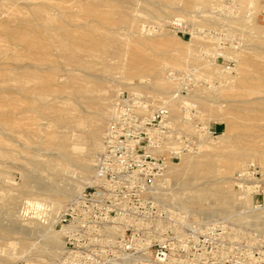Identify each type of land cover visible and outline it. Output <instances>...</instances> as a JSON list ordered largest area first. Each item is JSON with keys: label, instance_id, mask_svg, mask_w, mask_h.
<instances>
[{"label": "rangeland", "instance_id": "obj_1", "mask_svg": "<svg viewBox=\"0 0 264 264\" xmlns=\"http://www.w3.org/2000/svg\"><path fill=\"white\" fill-rule=\"evenodd\" d=\"M107 1L0 0V245L7 244L10 240L3 241L1 239L8 238L10 235L16 238L23 237L25 245L22 247V251H25V248L31 251L29 253H32L37 247V244L33 243L39 242L40 239L36 235L25 236L26 233L18 231L12 235L11 231H14V228L19 229L18 226L21 227L22 222L23 226L27 224L30 226L32 222L29 220H33L34 224L39 221L42 223H40L41 225H44L42 227L57 231L53 224L71 200L64 201L57 216L47 214L46 200V202L40 201V206L33 207L31 204L34 202L33 199H42V197L44 199L45 196H40V191H37L39 194L25 191L26 182L30 180L33 186L36 181L38 183L37 185L35 183L34 186L48 185L50 187V181L48 177L35 173L38 170L32 168L26 159L33 160L34 156L36 159L44 158L45 152H43L44 145L42 143L45 140H41L39 136L48 130H38V127H46V120L40 119L41 115L37 110L28 109L23 101L24 98L17 93L18 85L25 81L23 74L26 67L36 64L39 59L48 60L51 65H59L61 68L58 75L62 78L66 76L63 68L70 66L66 65L64 59L60 57L56 46L57 32L55 31L60 25L68 29H76L78 26L85 29L94 28L99 34H103L108 27H123L124 23L120 21V18L126 15L129 17L127 28L119 29L117 40L125 42L135 49L143 50L147 58L152 61L150 64L142 63L143 68L160 69L162 76L166 79L170 78L167 75L169 70L183 71L186 68L197 70L200 83L191 97L198 106V119L203 124H211L216 129L217 136L211 140H202L198 154H188L202 157V160L201 158L200 161L198 160L197 169L191 178L193 184L199 185L207 181L210 182L209 186L213 184L219 189L222 187L219 178L225 173V170L229 169L228 164L233 162H237V165L231 167L228 174L231 178L232 189L233 175L245 164L254 161L264 170V49L256 46L262 41L264 47V0H192V4L189 6H198L192 9L195 13L190 11L182 16L176 14L178 16L162 19L157 18V13L152 15L151 8L160 4L157 0H151L153 1L151 4L150 0H148L149 2L133 0V4L125 5L126 8L117 0H110L113 3ZM119 6H121L120 9ZM169 6H185V0H173ZM243 9L244 11H242ZM113 20L115 21L113 22ZM132 21L135 22V26L145 29L142 32H146L149 37L148 41L143 43L142 40L131 34ZM245 23L249 26L247 27ZM240 25H245L246 28ZM39 47L41 48L38 49ZM112 47L114 46H110L111 49ZM178 60H180L179 64H177ZM228 62L232 68L226 72L225 68ZM124 65L125 63L120 58L115 61L111 60V71L109 72L111 77H115V80L127 77L128 73L124 69ZM89 71L104 75L100 63L95 65V68H90ZM32 81L29 78V82L32 83ZM170 81L174 86L171 90H177L178 83L174 80ZM126 82H139L143 85L139 88L120 86L115 89L111 97L112 100L119 91L134 92L132 90L135 88V90H139L138 92H145L149 95L154 91L152 89L154 82L150 77L146 79L129 75V80ZM44 85L47 86V84ZM52 86H48L46 99L38 98L36 102H48L55 99L53 100L55 104L65 105L61 90L66 86V82H55ZM7 95H12L13 98H9ZM112 100L108 103L109 111L106 123L110 116ZM177 101L173 102L176 110L173 120L181 126L182 119ZM159 103H156L154 107L160 105ZM69 105H75V102L70 100ZM105 127L106 124L102 129L101 146ZM101 149L95 152V160ZM180 160H176L174 163H179ZM73 176H69V178L74 180L75 176ZM181 176L183 177V170L180 169L170 173L169 189L172 192H177L179 185L175 186V184L170 188V184L176 183L177 178L175 177ZM70 179H67L66 183L71 182ZM215 187L210 186L213 189ZM162 192L164 193V191ZM206 197L202 196V206L198 205L200 201L192 205L186 203L188 201L184 197L180 198L182 200L177 197L170 198L171 200L175 199L174 203H177L179 199V204L175 203L179 206L182 201H186L184 205L181 204V207L197 213L200 208L209 209L205 202ZM209 199L211 200L212 197ZM43 212L46 215H43ZM5 224H8L7 227ZM40 224L37 225L40 226ZM50 229L47 230V233H50ZM56 238L62 243L59 233ZM60 248L61 246L58 252H60ZM21 249L16 252H20ZM22 251L18 254L15 252L16 257L10 259L0 256V260L7 259L4 261L6 264H47L55 258H50L47 254L36 252V250L35 254L30 255L29 253L22 254ZM19 254H22L23 257L21 255L20 257Z\"/></svg>", "mask_w": 264, "mask_h": 264}, {"label": "built area", "instance_id": "obj_2", "mask_svg": "<svg viewBox=\"0 0 264 264\" xmlns=\"http://www.w3.org/2000/svg\"><path fill=\"white\" fill-rule=\"evenodd\" d=\"M167 75L178 83L172 96L182 125L165 103L154 107L145 92L114 96L92 183L53 224L62 246L49 264H264V230L233 216L203 219L158 195L169 188V165L217 136L198 119L191 97L200 83L197 70ZM232 180L240 215L264 209V170L258 163L245 164Z\"/></svg>", "mask_w": 264, "mask_h": 264}, {"label": "bare ground", "instance_id": "obj_3", "mask_svg": "<svg viewBox=\"0 0 264 264\" xmlns=\"http://www.w3.org/2000/svg\"><path fill=\"white\" fill-rule=\"evenodd\" d=\"M109 1L110 0H108L107 2ZM117 1H119L125 7V5L131 4L133 0ZM157 1L160 2V4L156 2V4H159V6L155 5V7H152L151 9L153 13L152 11L151 13L152 15L154 13H157L156 16L158 15L157 18L160 19L170 18L176 14H180L182 16L190 11L194 12L192 9L198 7L189 6L192 4V0H185V6H169V4L173 2V0ZM152 2L153 1H151L150 4ZM109 3H113V1H110ZM120 7L121 6H119L118 8L120 9ZM242 11H244V9ZM128 18L129 17H127L126 15H123L120 18V21L124 23L123 27H108L103 34H99L94 28L85 29L82 26H78V28L76 29H68L61 25L58 26L55 31L57 32L56 46L58 48V51L60 52V57L64 59L66 65L70 66L69 68H63L66 72L64 75L66 76L62 78V76L58 75V72L61 68L59 65H51L48 63V60L43 61L39 59L37 60L36 64L26 67V70L23 74L25 81H22L18 85L17 93L24 98L23 101L26 103L27 108L33 109L34 111L37 110L41 115L40 119L46 120V127H38V130L40 131L48 130L47 132L41 133V136H39L41 140H45V142L42 143L44 145L43 152H45V154L43 155L44 158L36 159L34 156L33 160H26L31 164L32 168L38 170V172L35 173H39L40 176H45L46 178L48 177L50 181V187H48V185L34 186L36 181L32 186V183L29 180L28 182H26L25 191L31 192L32 194H37L40 191V196H45L44 199L43 197L42 199H33L34 202H32L31 204L33 205V207L40 206V201L46 200L47 205H45L46 209L48 210L47 214H54L57 216V213L63 206L64 201H66L67 199L72 200L75 197L74 195L79 194V191L82 187L89 185V179H91L89 182L92 183L94 175L93 166L96 161L94 154L97 150L102 148L100 138L103 133V126L104 124H107L106 118L109 111L108 103L112 100L111 97L115 92V89L120 86H132L139 88L143 85V83L139 82H126L127 80H129V75L143 77L146 79H149L150 77V79L154 82V85H152V89H154V91L151 95H148L152 99L153 106L159 102V104L165 103L170 111L171 118L174 119L176 115V110L174 108L175 104L173 103L176 99H174L172 96V92L176 90H171L174 87L170 81L172 79H166V77H163L162 71L160 69H155L154 67L150 69L143 68L141 66L142 63L150 64V62H152L147 58V55L143 52V50H141L140 48L135 49L134 47L128 46L127 43L119 42L117 40L119 29L122 30L127 28ZM114 21L115 20H113V22ZM237 23L242 24L240 22ZM245 25L247 24L245 23ZM245 25L240 26L246 28ZM248 26L249 24L247 25V27ZM140 27L135 26V22H133L132 31L130 32L134 37H137L144 43L145 41L149 40V37L146 35V32H142L145 29H141ZM28 44L31 45L30 42H28ZM110 46L114 47H112L111 49ZM256 46L260 48L262 47L261 49H264L262 41L261 43L256 44ZM40 48L41 47H39L38 49ZM119 58L122 60V62L125 63L124 69H126L128 74L127 77L116 78L117 80H115V77H111V75L109 74V72L111 71L110 61H115ZM201 58L204 59V57ZM98 63L101 64L104 75H98L89 71L90 68H95V65H97ZM179 63L180 60L177 61V64ZM38 65H41V67H38ZM29 78L33 80L32 83L29 82ZM55 82H66V86L61 90V93L65 100L63 104L65 105L59 106L55 104V102L53 101L55 99H52L48 102L37 103L36 100L38 98L46 99L49 90L48 86H54ZM113 82H115L116 84L113 85ZM44 84H47V86ZM132 91L138 92L139 90H135L134 88ZM7 96L9 98H13L12 95ZM70 100H73L75 102V105H69ZM88 109H90L91 111ZM26 133L28 134V132ZM42 144L41 146H43ZM200 158L202 160V157ZM200 158L195 155H185L181 157L179 163L170 164L167 171L168 178L171 172L179 169L183 170V177H175L177 178L176 183L173 182L170 184V188L174 187V185L176 184L175 186L179 185V189L177 192H172L171 189L168 188L166 191L164 190V193L158 192V195H161L163 197L167 196V198L170 200V197H177L179 199L184 197L185 200L188 201L184 202L190 203L192 205L195 204V202L200 201L198 203V205L200 206H202V196H207L205 198L207 199L205 202L208 204L209 209L204 210L200 208L199 211L197 210V213L200 214L203 219H212L218 217L228 218L233 216L236 218V220H239L240 222L248 226H251L257 230H264V209H262L261 211L251 212L247 215H240L237 209L239 208L241 202L239 201L238 197L231 187V178H229L228 175L230 168L235 167L237 165V162L228 164L229 169L225 170V173H223V175L219 178L222 187L218 189L212 184L210 186L215 187V189H213L209 186L210 182H201L202 184L199 185L193 184L192 182L191 178L195 174V171L197 169L196 166L198 165V160ZM73 175L75 176L74 180L69 178V176ZM91 175L92 178H90ZM67 179H70L71 182L66 183ZM210 197H212L213 200H210ZM179 199L177 200V203L179 202ZM171 201H173L172 203H174L175 199H172ZM248 201L249 199H245L244 204L248 205ZM184 202L182 201L183 205ZM43 213V215H46L45 212ZM29 221L33 223V220ZM34 223L33 225L30 224V226L29 224L25 225L24 223L25 226H23L22 222L21 227L17 224L19 229L14 228V231H11L12 235L17 231L26 233L25 236H28V234L30 236L36 235L37 238L40 239L39 242L36 241V243H33L34 245L37 244V247L35 248L36 252L39 251L41 253H45L50 258L56 257L59 253V247L62 246V243H60L56 238L59 232L56 230L52 231L50 228H48L51 231L50 233H47L49 230L45 227H42L44 225H41V222L38 221L39 224L41 223L40 226L37 225L38 223ZM6 225L8 224H5V226ZM10 225L12 226V224ZM11 226H9V228ZM1 240H12L11 242L8 241L7 244L0 245V256H5V258L7 257L9 259L16 257V255L23 250L22 247H24L25 245L23 241L25 239H23V237L16 238L11 237L10 235L8 238H3ZM16 248L22 249L20 250V252H16L18 251V249L16 250ZM28 248H30V246H28ZM24 250L25 251H22V254L31 252L30 250H27L25 248ZM31 250L33 251L32 247ZM34 251L32 253H34ZM15 252L17 253L16 255ZM32 253H29V255ZM22 254H19V256H22ZM32 258L35 259V257ZM3 259H1L2 261L0 260V264H6V262L4 261H6L7 259ZM36 259L38 258L36 257ZM47 264H49V262Z\"/></svg>", "mask_w": 264, "mask_h": 264}]
</instances>
